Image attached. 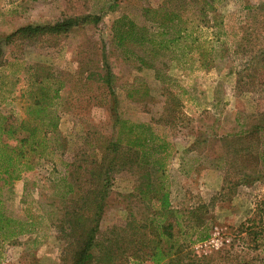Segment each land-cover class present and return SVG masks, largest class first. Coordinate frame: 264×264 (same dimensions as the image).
I'll return each instance as SVG.
<instances>
[{
  "label": "rangeland",
  "instance_id": "1",
  "mask_svg": "<svg viewBox=\"0 0 264 264\" xmlns=\"http://www.w3.org/2000/svg\"><path fill=\"white\" fill-rule=\"evenodd\" d=\"M166 1L117 0L110 10L114 0H0V142L14 147L26 133L21 122L40 91L37 81L47 75L50 93L59 90L60 116L47 149L52 159L33 158L32 170L2 187L4 209L15 218L34 217L35 230L15 243L1 242L0 264H73L79 244L65 240V211H88L79 201L64 204L63 178L87 190L94 170L111 160L115 169L97 222L98 254L119 247L116 264L130 256L121 238L133 224L148 231L143 225L167 192L184 218L203 216L210 233L182 253L183 264H264V0H216L214 13L204 0L196 1L195 14L206 6L215 26L203 22L186 56L164 53L144 66L138 54L117 47L113 25L124 18L150 28L147 10ZM86 13L101 20L61 35L18 32ZM204 50L214 59L211 67ZM120 120L151 124L154 146L164 140L168 149L146 159L148 165L137 150L110 151ZM160 157L164 173L156 172ZM143 182L151 190L141 199ZM90 225L86 221L73 232Z\"/></svg>",
  "mask_w": 264,
  "mask_h": 264
},
{
  "label": "trees",
  "instance_id": "2",
  "mask_svg": "<svg viewBox=\"0 0 264 264\" xmlns=\"http://www.w3.org/2000/svg\"><path fill=\"white\" fill-rule=\"evenodd\" d=\"M116 1L114 0V3L109 5L110 10L117 5ZM196 1L199 0H167L158 9L150 8L147 10L153 16V25L150 28L137 27L133 22L128 24L124 18L117 19L113 25L117 47L138 54L144 66H153L154 62L164 53L186 56L198 43V31L203 22L209 21V28L216 24L215 17L207 14L206 6L200 9V15L195 14ZM204 1L214 13L216 0ZM99 20H101L100 14L86 13L59 19L52 24L26 25L20 27L18 32H24L29 37H37L45 33L61 35ZM3 53L0 47V60ZM207 53L208 50L203 51L205 66L211 67L214 59H208ZM41 69H43L42 66L35 68L37 71ZM111 78H113L112 74L107 76V79ZM49 79L51 78L47 75L37 81L39 85L37 88L40 91L33 95V103L27 108V118L21 122L20 129H24L26 133L17 137V144L14 147L0 142V243L6 241L15 243L21 235L32 233L35 230L34 217L24 220L8 214L3 206L1 190L3 185L19 179L24 172L32 170L34 168L33 158L52 159L49 153L53 155V150L47 152V149L50 147V135L58 129L60 116L55 107V99L59 95V90L55 89L53 93H50L45 83ZM155 139L151 124L120 120L117 134L109 150L116 152L122 146L137 150L140 152L137 153L142 164L148 165L145 163L146 159L149 160L153 154H162L169 147L164 140H161L155 147ZM161 160L160 157V160L154 162L158 173H164L166 169ZM114 166L115 162L112 160L106 167L99 165L90 178L92 185L87 190H84L81 184L78 185L67 177L63 178L65 190L60 198L67 201L64 204L67 205L70 201L77 204L79 201L83 203V212L88 211V216H85V213L80 215L77 212L70 213L67 208L65 211L67 217L65 222L68 224L63 229L65 240L68 243L77 242L79 244L76 249L72 250L73 264H116L117 256L121 254L119 247L102 250L100 254L95 250L97 222H99L103 200L107 194V185L112 170L115 169ZM141 167L144 166L141 165ZM78 170H82L80 165ZM143 178L150 181L147 175ZM143 185L145 187L138 192L141 199L144 193L147 194L151 190L150 183L143 182L141 186ZM159 201V207L155 208L152 217L147 219V225H143L148 231L140 233L133 224L130 226L135 230L132 228L130 233L121 238V243L125 242L123 245L130 256L125 259L121 258L117 264H128V258L130 260L141 258L150 264H183L182 253H186L191 244L205 241L210 237V233L204 232L206 220L203 216L194 214V220L184 218L180 211L172 207L167 192L162 194ZM67 206L72 207V204ZM86 221L91 224L90 228H87L88 231L73 232L74 228L79 225L84 227ZM202 227H204L203 230L198 233L196 239H193L192 232ZM133 243L137 245L131 246Z\"/></svg>",
  "mask_w": 264,
  "mask_h": 264
}]
</instances>
